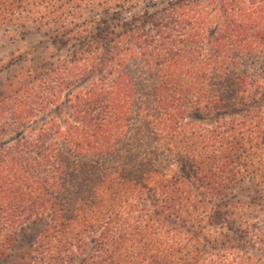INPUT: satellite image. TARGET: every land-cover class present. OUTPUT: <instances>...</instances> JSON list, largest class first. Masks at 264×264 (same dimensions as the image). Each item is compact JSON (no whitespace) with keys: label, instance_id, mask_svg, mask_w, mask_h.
Wrapping results in <instances>:
<instances>
[{"label":"trees","instance_id":"16d2710c","mask_svg":"<svg viewBox=\"0 0 264 264\" xmlns=\"http://www.w3.org/2000/svg\"><path fill=\"white\" fill-rule=\"evenodd\" d=\"M1 31L52 55L0 67V262L264 264V0H0Z\"/></svg>","mask_w":264,"mask_h":264},{"label":"rangeland","instance_id":"374dc122","mask_svg":"<svg viewBox=\"0 0 264 264\" xmlns=\"http://www.w3.org/2000/svg\"><path fill=\"white\" fill-rule=\"evenodd\" d=\"M150 1V0H146ZM48 41L46 38L36 33L26 36H13L0 32V67L5 65L10 60L11 54L15 57H21L20 66L29 67L37 65L44 58H49L52 55V51L48 50ZM47 49V50H46ZM19 66H14L9 70L0 72V82L7 76H11L16 71H19ZM39 229L38 224H30L26 230L25 236L22 237V248L16 253L19 255L21 250L27 251L29 245L33 242ZM14 259L6 262H0V264H12Z\"/></svg>","mask_w":264,"mask_h":264}]
</instances>
